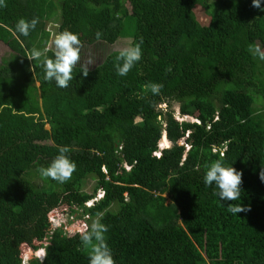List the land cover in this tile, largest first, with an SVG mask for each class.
<instances>
[{
	"label": "trees",
	"instance_id": "1",
	"mask_svg": "<svg viewBox=\"0 0 264 264\" xmlns=\"http://www.w3.org/2000/svg\"><path fill=\"white\" fill-rule=\"evenodd\" d=\"M261 8L252 0H4L0 264H88L79 234L95 219L108 227L115 264H264V60L253 52L256 42L264 51ZM57 14L56 33L70 30L86 46L140 43L141 60L118 76L115 51L86 76L75 66L66 88L45 81L44 56L25 55L49 44ZM34 17L27 37L13 35L20 18ZM154 82L159 94L147 87ZM59 146L76 164L64 183L37 172ZM217 159L242 173L240 198L222 203L250 211L231 214L203 183ZM89 178L92 194L83 190ZM41 248L43 260H23Z\"/></svg>",
	"mask_w": 264,
	"mask_h": 264
},
{
	"label": "clouds",
	"instance_id": "2",
	"mask_svg": "<svg viewBox=\"0 0 264 264\" xmlns=\"http://www.w3.org/2000/svg\"><path fill=\"white\" fill-rule=\"evenodd\" d=\"M3 3L4 0H0V6H2ZM252 4L257 8H261V0H252ZM261 10L264 11V8H261ZM37 23L38 18L35 17L31 20L20 18L15 23L13 35L27 37L30 30L34 29ZM96 35L97 38H99L100 33H97ZM49 50L52 52L51 57L44 55ZM80 52L81 41L78 35L65 29L56 33L54 39H52L51 43L47 45L43 51L33 48L25 56L32 61H40V58L44 56V59L41 61L44 80L48 82L54 81L57 87L66 88L68 87L69 82L73 79V68L80 60ZM253 52L259 57V59L264 60V51H261L259 47L254 48ZM141 57L142 49L140 43H134L122 48L116 56V61H118V63L114 65L116 74L118 76L127 75L134 65L141 60ZM94 63L95 61L90 58L88 63L82 66L81 73L86 76L89 71V65ZM167 70L170 71L171 69L169 68ZM147 87L150 88L151 93L159 94L163 85L154 82L147 85ZM15 114L28 115L27 113L19 111H16ZM69 150L68 146H59L58 154L50 161V163L47 166H40L37 169L39 176L42 179L50 178L60 183L69 180L76 168L75 162L66 155ZM259 177L260 180L264 182V169L259 173ZM203 183L205 186H214V194L219 198L221 203L227 201L233 202L240 198L242 173L234 168L232 164L225 165L222 160L217 159L209 165H206V171L203 175ZM96 197L88 201L86 206H92L103 197V194H101L98 199ZM225 208L233 215L250 211V208L245 207L242 204L228 203ZM64 219L67 223L65 216ZM107 231V225L102 223L99 219H95L91 222V225L87 230H84L79 234L81 246L85 249H90L88 264H115L111 248L105 239V233ZM38 251H42L44 256L42 259L38 256L37 258L43 260L45 258V249L41 248Z\"/></svg>",
	"mask_w": 264,
	"mask_h": 264
},
{
	"label": "rangeland",
	"instance_id": "3",
	"mask_svg": "<svg viewBox=\"0 0 264 264\" xmlns=\"http://www.w3.org/2000/svg\"><path fill=\"white\" fill-rule=\"evenodd\" d=\"M58 14L54 19V22L52 23H48L47 24V29L51 31V37H50V42L51 43L52 39H54V35L56 34V28H57V24H58ZM48 44V45H49ZM129 46L127 41L125 42H118V44H115L113 46H109L107 44L104 43H97L96 45H92V46H86V45H81V52H80V60L78 61L76 67L82 68L83 65H86L88 63V60L91 58L92 60L95 61L94 64L89 65V70H92L94 68H96L103 60L104 56H106L108 53L111 52H115V51H120L122 48ZM256 47H261L260 42H256ZM10 55V51L9 49L4 46L2 43H0V63L2 62L3 59H7ZM257 108L260 107V103H258L256 105ZM172 110L174 111V114L178 117L179 115V107L178 105H174L172 107ZM186 121H191L190 119L186 118L184 119ZM164 139L161 140L160 144H159V148L162 149L164 147H167L168 143L165 141ZM96 186V182L95 180L89 178L84 184H83V190L88 193V194H92L94 191V187ZM102 194L101 191H98L96 193V198L98 199L99 196ZM65 220V219H64ZM57 225H60L59 223H57ZM91 225V224H90ZM32 255H35L36 257L38 256L39 258H43V254L42 251H38V252H32L31 250L27 251L24 254V258L23 260H28L31 258Z\"/></svg>",
	"mask_w": 264,
	"mask_h": 264
},
{
	"label": "built area",
	"instance_id": "4",
	"mask_svg": "<svg viewBox=\"0 0 264 264\" xmlns=\"http://www.w3.org/2000/svg\"><path fill=\"white\" fill-rule=\"evenodd\" d=\"M67 219H68V221H69V220H72V218H71V217H70V218L68 217Z\"/></svg>",
	"mask_w": 264,
	"mask_h": 264
},
{
	"label": "bare ground",
	"instance_id": "5",
	"mask_svg": "<svg viewBox=\"0 0 264 264\" xmlns=\"http://www.w3.org/2000/svg\"><path fill=\"white\" fill-rule=\"evenodd\" d=\"M165 141V140H164ZM165 143H166V141H165Z\"/></svg>",
	"mask_w": 264,
	"mask_h": 264
}]
</instances>
